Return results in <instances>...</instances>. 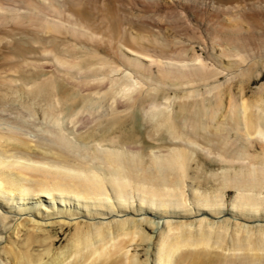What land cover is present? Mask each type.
<instances>
[{"label": "bare ground", "instance_id": "6f19581e", "mask_svg": "<svg viewBox=\"0 0 264 264\" xmlns=\"http://www.w3.org/2000/svg\"><path fill=\"white\" fill-rule=\"evenodd\" d=\"M117 2L0 0V211L42 195L39 207L126 216L75 224L51 254L57 240L24 219L5 263L139 264L129 247L180 217L153 237L150 264H264V83L251 89L264 55H246L258 39L219 20L210 65ZM8 221L0 212V232Z\"/></svg>", "mask_w": 264, "mask_h": 264}, {"label": "rangeland", "instance_id": "374dc122", "mask_svg": "<svg viewBox=\"0 0 264 264\" xmlns=\"http://www.w3.org/2000/svg\"><path fill=\"white\" fill-rule=\"evenodd\" d=\"M114 1L116 2L118 1L120 5L123 3V5L121 6L124 7V9L126 10L125 12L130 11L129 13H130V17L132 16L131 18H135V17L138 18V16H141V17L145 16L144 17L145 24H146L145 26L147 27V29H148V26L150 28L148 29V31L152 33L151 39L155 36L159 40L161 38H166L170 44L175 40L177 41L180 40L179 42H183L189 49L194 50L193 51L194 54L198 55L201 59H203L210 65H211V61L209 60V54L211 53L215 56L219 55V50L216 49L213 52L211 50V47H212L211 33L219 29L218 26H215V25H218L217 22H219V20L221 19L223 20L225 19L224 21H226L224 33L225 32L230 33V34L233 33L235 36L236 33L234 32L236 29L234 27L235 25H237V27L239 28V31H238L239 34L237 33L239 36L237 37L242 38L243 36L246 35L245 36L247 37L246 39H249L250 36L253 35L255 36L254 37L255 39H258L254 42L255 44L251 45L252 51L246 54L247 56L249 55L248 60H252V57L255 55H258V57H262L264 55V45H263L264 44V0H252V1L233 0L232 3L228 4L227 7L225 8L220 7L218 4H216V0L215 1L214 0H114ZM148 5L150 6L148 7ZM167 11L169 12L167 13ZM166 14H167V17H166ZM158 15H162V16L158 18L159 17ZM244 15H246V17ZM247 15L248 16L253 15L252 21L257 22V27L250 24L251 19L248 18ZM237 18H238V21L235 23L233 20ZM159 19H163V21H160ZM170 22L172 23L170 24ZM168 25H170L171 27L170 26L168 27ZM230 26L231 28H234V29L233 30L229 29ZM158 27L160 28V30H157ZM175 29L178 31H176ZM172 30L175 32L173 33ZM152 31L154 32V34ZM251 31H253V33ZM250 33L252 34L250 35ZM145 36L150 37V34L149 35L146 34ZM171 48L173 49V47ZM215 56H214V59L217 60L218 58H216ZM220 60H222L224 63H227V62H232L233 60H234L233 62H235L236 60L238 61V58L223 57V58H220ZM258 66L259 67L256 68L257 69L256 72L257 74H260V75H258L257 77H254L251 83V89H257V87H259L262 83H264V67H263L264 65H258ZM36 151L38 153L42 152L39 149ZM199 191L202 192V190H199ZM41 196L42 195H40V198H37L35 196L34 197L35 199L37 198L38 200H41V199L45 200V198ZM261 196L263 197V195ZM232 197L234 199L235 197L234 192H230L228 197L225 199L226 206L224 207V211L226 210V213L232 209L228 205V203L231 202ZM38 200H34V199L29 200L27 202H22L20 205L15 203L12 206H9V208H5L4 210L0 211L1 215H3L4 217L5 216L11 217V221H8L10 223L9 224L7 223L8 225H6L8 228L4 226L5 228H3L1 230L2 232H0V255L2 256V262H0V264H8V263H5L7 258L4 257L1 251V248H3L5 245H10L9 239L11 240V242L17 241V240L19 241L23 239V237L25 236L26 229L24 228L13 229L15 228V225L20 224L24 219L32 220L30 222L31 226L33 225L36 227L37 225L40 226L41 231L39 232H43V230H45L48 236L50 234V236H52L54 239L57 240L56 242L57 244L55 243V245L50 249L51 251L50 254H51L66 244L68 238L75 230L74 225L77 223L79 225H85L86 223H90V222L92 223L94 221H99V220L100 221L102 220L104 222L112 221V219H115V216L120 217V218L126 217L124 214H116V213L114 217L113 216L110 217V215L109 216L100 215L99 213H94V215L91 216V215L86 214L85 211L81 207L78 206V203L73 202V200H69V202H67V205H65V207L63 205L60 206V208L59 206H57L58 208L54 207L55 209L53 208L54 209L53 210L52 209L53 206L51 205L49 206V204L45 202H43L42 206L40 207L37 206L38 204H34V202ZM136 206H137V202L135 203V208ZM30 208L38 209L39 212L37 210H33ZM62 208L65 211L63 214L59 213L58 211L59 209H62ZM160 210L162 211V209ZM157 211L159 210L157 209ZM259 214L262 215L263 211L260 212ZM157 216H155L156 218L154 217L152 219L157 221V219H160L159 216L158 217ZM147 217H149V215H147ZM204 217H207V215ZM179 218L180 217H175V218L167 217V218L160 219L159 220L160 226L157 225L155 229L148 230V232L144 233V236L147 237L146 239L147 242H145L146 240L143 243L139 241L136 244L134 242L135 244L134 243L133 244L134 246L135 245L136 246L134 247L132 244V246L129 247V260H130V256H132V260H135V258L137 257L139 264H150L151 263V259H150L151 252L153 249V241H152L154 239L153 237H155V234L157 235L159 231L162 232L164 230L168 221L180 220ZM62 222H65L64 223L65 228L63 227L61 229L63 225ZM262 224H264V222ZM150 236L152 239L149 240L148 242V239ZM49 245H50V242H49ZM35 249L37 250L38 247L35 246L34 250ZM213 252H220L223 254L225 253V254H228V256L229 254H232V252L230 251H225V250L222 251L221 249L219 250L216 248L213 249ZM146 260L148 263L146 262Z\"/></svg>", "mask_w": 264, "mask_h": 264}]
</instances>
